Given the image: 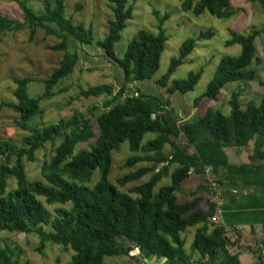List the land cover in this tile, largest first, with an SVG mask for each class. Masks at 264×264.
I'll return each instance as SVG.
<instances>
[{
    "label": "trees",
    "instance_id": "1",
    "mask_svg": "<svg viewBox=\"0 0 264 264\" xmlns=\"http://www.w3.org/2000/svg\"><path fill=\"white\" fill-rule=\"evenodd\" d=\"M14 1L22 12V22L0 13V37L6 31H15L25 25L30 38L38 28L59 38L57 43L46 48L61 50L62 56L57 67L40 80L29 76L11 77L14 100L0 101V109L6 107L16 113L14 124L25 132L18 145L8 139L0 140V231L34 233L39 238L36 248L39 251L46 241L69 248L73 252L69 264H101L104 256L127 255L135 247L155 256H164L173 264H194L184 252L179 233L188 226H195L192 248L204 264H241L237 255L228 249L224 225L243 221L246 210L254 211L264 219V196L253 198L250 207L237 200H234L236 204L233 207L220 205L222 221L214 222L210 218L214 217L215 202L208 198L203 211L197 208L201 202L196 195L197 189L191 191L190 198L183 203L176 201L175 191L190 174L201 177L209 171L216 175L224 168L225 174L217 177L218 183L226 182L224 185L233 188L239 185L256 187L264 194V95L257 102L248 100L242 108L239 102L242 90L237 87L227 98V114L207 107L192 121L170 119L171 108L169 112L163 111L168 106L167 101L161 104L155 96L144 97L137 90L126 88L129 79H148L158 68L166 40L160 28L162 19L158 20L155 33L138 29L122 56L117 57L113 44L131 17L132 9L126 4L127 0H107L112 17L107 20L106 33L95 44L103 50L105 58L121 69L123 77L115 91L109 84L93 85L79 91L83 97L109 96L103 102L104 109L95 118L96 133L92 132L89 120L78 111L36 127L28 121L41 114L39 100L51 96L52 87L68 76L76 63V54L67 52L66 39L72 37L80 43L90 44L93 41L92 29L65 16L64 0H40L41 10L37 13L25 0ZM249 1L256 2L264 10V0ZM179 8L195 16L207 12L216 18H228L234 13L229 0H181ZM262 31L264 25L245 34L229 32L230 37L224 44L239 45V52L219 58L204 91L194 98V104L202 98L214 100L227 83L254 79L255 71L251 64L253 60L259 63L254 40ZM211 35L212 32L206 29L200 30L194 39H184L157 83L165 84L175 67L190 53L196 39ZM200 73L198 68L189 71L184 78L172 79L167 92L192 90ZM32 81L42 84L41 94L35 97L26 92L27 84ZM259 83L264 86V76ZM146 132L153 136L142 142ZM179 136L183 138V145L176 142ZM56 137L60 138L59 143L53 146L49 159L40 165L43 180H28L22 160L34 161V152L45 142L53 143ZM90 139L93 141L88 148L73 151L76 144ZM249 140L252 141V149L247 155L248 161L229 164L223 148L244 147ZM123 141L131 153L124 166L149 163L115 179L121 186L149 173L145 181L131 186L127 192L119 190L108 178L111 151L117 150ZM166 145L170 152L164 155ZM258 159L263 161L256 162ZM171 165L173 167L168 172ZM94 169L98 172L97 180L88 186L85 182L89 181ZM166 175L168 183L154 192L153 187ZM9 176L14 179L15 186L6 190ZM225 189L229 192L230 188L224 186ZM38 196L47 204L67 203L69 208L57 207L51 214L37 199ZM45 225L49 230H44ZM18 252L17 248H10L0 240V264H18ZM258 256L260 260L252 264H264L260 253Z\"/></svg>",
    "mask_w": 264,
    "mask_h": 264
},
{
    "label": "rangeland",
    "instance_id": "2",
    "mask_svg": "<svg viewBox=\"0 0 264 264\" xmlns=\"http://www.w3.org/2000/svg\"><path fill=\"white\" fill-rule=\"evenodd\" d=\"M35 13L41 10L40 0H25ZM234 13L228 18H216L207 12L200 15H193L189 11H181L179 3L181 0H127L126 4L131 5V17L126 20L125 27L120 31L119 39L113 44V52L117 57H121L129 40L135 35L138 29H145L155 33L158 28V20L162 19L160 28L163 30L166 40L159 56L158 68L150 78L144 80L129 79L126 88L137 90L144 97L155 96L161 104L168 102V106L163 108L165 113L169 112L170 119L180 121H192L201 116L207 107L218 109L221 113L227 114L229 107L226 103L230 92L234 88H240L239 102L241 107L252 99L255 102L264 95V86L259 82L264 76V31L260 32L254 40L255 56L259 63L252 61V68L255 77L248 82L227 83L222 87L214 100L202 98L194 104V98L199 96L205 89L206 83L211 78L214 68L223 55H235L239 52V45L231 44L226 46L225 40L230 37L229 32L245 34L253 29H260L264 25V10L256 3L249 0H229ZM76 4H79L77 7ZM64 14L71 18V21L82 22L92 29L93 41L90 44L80 43L72 37L66 39L67 52L75 53L76 63L68 76L59 80L51 89V96L39 100L42 109L40 115L34 116L28 123L34 126H44L56 122L59 118L69 117L73 111L81 113L83 118L89 120L91 130L96 133L95 118L103 107V102L109 98L104 94L98 96L83 97L79 94L81 89L98 84H109L115 91L122 82L121 69L109 59L104 57L103 50L95 44L97 39H101L107 30V20L112 16L107 0H64ZM155 13H154V12ZM0 13L10 18L22 22V12L14 0H0ZM209 29L212 35L204 39H196L194 47L186 55L183 62L175 67L169 75L164 85L157 83L166 72L169 59L176 56L180 43L186 38H195L200 30ZM59 38L45 34L43 30L36 29L32 37L29 38V29L22 26L15 31H6L0 37V101H13L12 90L14 84L11 77L29 76L35 80L46 77L53 68L57 67L62 56L61 50L46 48L48 45L57 43ZM201 69L198 81L192 90L185 93L178 91L167 92L172 79L184 78L189 71ZM29 96L35 97L41 94L42 84L38 81L29 82L26 86ZM16 113L11 109L2 107L0 109V140H10L14 144L20 143V137L25 132L16 127L14 120ZM152 133L146 132L142 142L151 138ZM60 141L56 137L53 143L45 142L42 147L34 152V161L29 162L23 159V168L28 180H43L40 175V165L47 161L52 154V148ZM92 139L78 143L74 146L75 152L78 148H88ZM179 145H183V138L176 139ZM252 141L249 140L244 147H224L229 164L247 162V155L251 153ZM264 149V147H263ZM170 152L169 146L163 149L164 155ZM137 154H141L137 152ZM131 155L128 151L126 141H123L117 150L111 151V164L109 168V180L121 191L128 189L148 178L149 173L133 182H127L119 186L115 179L137 166L149 165L148 162H140L133 167L124 166L125 159ZM263 160H256L262 162ZM159 167V164L157 165ZM169 166L168 172L172 169ZM264 169V165L262 167ZM225 174L224 168L219 174L212 175L205 171L203 176L190 174L184 180L178 190L175 191L176 201L183 203L190 198V192L197 189L196 195L204 201L205 197L215 195L222 197L224 193V183L217 182V177ZM98 177V172L94 169L86 185L91 186ZM168 183V175L162 177L153 187L157 188ZM198 185V186H197ZM15 186L14 179H6V190ZM204 187V188H203ZM251 188L254 192L256 187ZM130 195H134L130 193ZM263 197L264 194L259 193ZM45 209L53 214L57 207L69 208V204L59 203L47 204L42 197H37ZM197 208L203 209V204H198ZM217 220V219H216ZM44 230H49L47 225ZM195 226H188L179 233L183 240L184 252L194 262L199 259V254L192 248V238ZM0 240L10 248H17L18 264H69L72 251L59 244L44 242L41 250H37L39 238L34 233L0 231ZM126 245V243H125ZM16 252V251H15ZM133 253V252H132ZM133 255L104 256L101 264H134ZM204 264V263H203Z\"/></svg>",
    "mask_w": 264,
    "mask_h": 264
},
{
    "label": "crops",
    "instance_id": "3",
    "mask_svg": "<svg viewBox=\"0 0 264 264\" xmlns=\"http://www.w3.org/2000/svg\"><path fill=\"white\" fill-rule=\"evenodd\" d=\"M244 163V162H243ZM249 186L232 187L229 186V192L225 189L222 197L216 199L215 195L205 197L204 201L201 200L200 204H203V211L206 210V200L209 198L210 201L215 202L216 208L214 217L210 220L214 222L222 221L220 218V205L226 207H233L239 201L240 204L247 207L252 206L253 198L260 197L259 191L256 189L254 192ZM249 198H246V197ZM219 206V207H218ZM198 207V205H197ZM254 211L246 210L243 214V221L233 222L232 225L225 224V235L229 240L228 249L231 253H235L241 264H252L257 263L260 258H258V253L264 258V226L262 222L264 221L261 216L254 214ZM217 219V220H216ZM198 260H194V264H198ZM200 264H203V259L200 260Z\"/></svg>",
    "mask_w": 264,
    "mask_h": 264
},
{
    "label": "water",
    "instance_id": "4",
    "mask_svg": "<svg viewBox=\"0 0 264 264\" xmlns=\"http://www.w3.org/2000/svg\"><path fill=\"white\" fill-rule=\"evenodd\" d=\"M129 253L134 256V264H173L164 256H155L154 254L148 253L144 250L139 251L136 247L130 250Z\"/></svg>",
    "mask_w": 264,
    "mask_h": 264
}]
</instances>
